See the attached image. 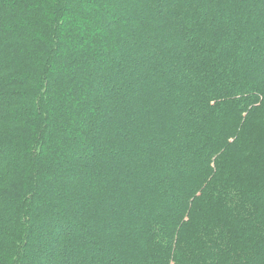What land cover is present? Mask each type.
Segmentation results:
<instances>
[{"label": "trees", "instance_id": "obj_1", "mask_svg": "<svg viewBox=\"0 0 264 264\" xmlns=\"http://www.w3.org/2000/svg\"><path fill=\"white\" fill-rule=\"evenodd\" d=\"M0 264H264V0H0Z\"/></svg>", "mask_w": 264, "mask_h": 264}]
</instances>
